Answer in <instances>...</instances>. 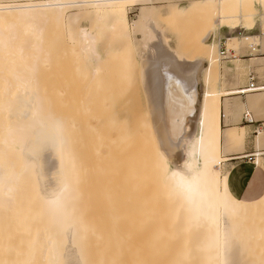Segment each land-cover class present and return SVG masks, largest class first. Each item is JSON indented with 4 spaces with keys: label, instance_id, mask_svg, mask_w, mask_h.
Wrapping results in <instances>:
<instances>
[{
    "label": "rangeland",
    "instance_id": "374dc122",
    "mask_svg": "<svg viewBox=\"0 0 264 264\" xmlns=\"http://www.w3.org/2000/svg\"><path fill=\"white\" fill-rule=\"evenodd\" d=\"M45 1L48 0H32V4ZM202 1L205 2L206 0H155L145 5L134 1L127 3L125 6L129 24L128 29H126L128 30L127 34L121 30L123 27L119 28L113 20L105 18L95 20L86 14H80L77 9L66 10L60 20H36V23L43 26L45 31V36L40 45L51 53L50 59L38 68L40 70H36V72L32 69L35 72L34 75L39 73L40 77L37 75L39 82L31 73L32 71H28V74L32 77L27 76L31 78L33 87L38 86L36 88L38 90L37 94L40 95L39 97L42 96L41 99L44 100H41V103L49 106L48 110L46 109L47 112H45L47 115L45 124L49 127L50 135L53 136L55 148L53 187L55 189L62 184L68 186V216L63 234H52V236L50 234L49 237L50 232H47L46 227L44 228L42 227L44 225H42L40 227L44 228L47 233V235L44 233L46 237L42 235L41 230L43 229L38 225L45 224V222L42 219L44 218L43 214L39 210L37 195L34 194L35 179L32 175L31 177L30 175L28 177L23 175L25 177L22 176L19 181L21 184L18 182L20 191L18 190L19 193L17 194L23 198L18 199L16 197V203L20 204L17 206V208L20 207L18 213L24 218L23 223L22 217L19 220L23 225L20 226V222H18V225L14 223L18 220H13L16 218L11 220L14 221L13 223L16 226H20L22 230L19 229L21 232L18 229L15 230L12 222L9 223L11 227L7 226L9 230L12 228V232L15 230L16 236L18 232L23 236H17L19 238L16 239V237H13L14 234L12 236V233L4 228L11 235V240H8L13 241L15 238L14 242L17 244L9 242L12 244V246H9V243H5L8 242L6 236L9 234L2 229L7 225L2 226L6 223V217L4 216V219L2 217L7 214L9 216L10 212L5 213L8 207L5 210L3 209L5 211L3 214L0 211L3 220L0 224V232L1 229L2 232H5L4 238L0 239L2 242L4 241L3 250L5 251L2 250V252L8 256L2 254L8 258L5 257L8 262L3 256H0V264H5V261L7 264L9 262L11 264H192L189 262L193 259L188 257L187 263L185 260L183 262L185 256L182 248H184V244L180 240L178 231L174 232L176 228L171 225L172 219L170 218L168 205L163 206V202L167 203L166 199L164 201L163 199L159 200L164 198L162 185L158 186L161 184L160 179L156 174H153L155 172L153 152L156 147H160L165 141L161 139L160 124L154 122V109L152 108L156 103L155 97L158 92L156 78L159 76L156 71L159 58L154 52V47L160 45L165 56L170 59L171 64L173 62L172 65L177 66V70L171 72V74L173 73L170 76L171 78H178L174 73L179 71L181 73L189 72L195 62L201 58V54L197 51L199 48L196 49L199 40L204 36L203 34L213 28L211 22L219 16L216 10L213 12L202 8L199 5ZM17 2L25 4L23 1ZM17 2L12 3V5H20ZM253 6L255 15L248 17L245 14H250L253 8L252 5L249 3L246 5L243 3L239 7L238 5L237 7L231 5L232 11H236L238 8L239 10L242 8L244 12L248 11L242 14L243 16L236 22V27L232 30L219 28V24H216L215 26L218 27L217 30L214 27L216 34L212 31V38L210 37L207 40V44L215 45L214 48L217 45L215 51L217 50L216 55H218L217 70L210 72L207 87L211 92L218 95L219 100L223 95V91L218 90L220 80L224 83L225 78L229 76L237 82L240 81L242 75L245 76L239 62L241 57L248 60L249 77L254 79L257 86L264 87V7L258 3H254ZM143 7L149 8L152 14L142 24H138V16ZM229 9L230 7L227 8V11L231 12V9ZM10 27L19 31L21 24L16 20L0 22L1 32L6 33ZM82 30L94 37V41L90 42V45L94 48L93 53L92 51L91 54L89 53L90 55L93 54L91 58H88L87 54L85 56L81 51L80 46H84L80 38V31ZM229 37L232 45L227 41ZM17 41L19 42V39ZM222 47L227 51L226 58H221L219 55ZM12 60L19 62L18 58L15 59V57ZM49 61L52 64H49ZM226 67H232V71L225 72ZM2 71L0 69V78L2 79H0L2 81V84L0 82V88H3V85L5 86L3 81L10 82L7 77L9 74L12 75L6 73V77L5 72L2 73ZM14 78L15 76L12 77V80ZM244 84L246 87L249 81L246 80ZM143 85L150 90L152 96L151 109H148L140 99L138 91L142 90ZM39 88L42 90L40 91ZM3 92L5 91H0V95H6ZM245 96L248 100L247 112L249 114L247 119L264 120V91L248 92ZM113 100L130 104V108L124 110L127 111V115L130 114L137 121L133 125L136 128L137 147L136 207H134V201L131 198V207L126 211H90L87 203L93 202L95 197L88 195L84 198L85 209L81 208L80 200L77 199L75 204L77 211H72L71 176L72 172L75 173L81 170V164L76 167L75 165L72 166L71 158L72 156L81 158L82 155L85 157L91 154L93 157L97 155L95 147L90 148L84 143V151H81V146L75 147L74 145L72 148V142L80 143L81 131L87 128H96L97 131L100 127L106 129L111 127V124L106 123L103 117L113 115V108L106 106L112 105ZM245 112L246 110H243V113ZM241 137L242 143L231 147L228 153H242L244 151V132ZM84 140V142L91 140L95 145L99 139L95 132V134H85ZM249 141H252L254 145V154L264 153V126H257L256 133H249ZM142 151H145V154H142ZM225 155L226 153L221 154L223 161ZM67 159L69 161L68 166L66 164ZM258 159L260 166H264V154L259 156ZM253 160L256 162L255 157ZM146 161L148 163H145ZM87 162L86 159L84 167L85 165L88 166ZM219 167L220 165L214 167L218 175ZM95 172L97 173L98 169L94 167ZM156 181L158 184L155 183ZM159 188H161V194ZM252 196L246 200V204L251 206L239 213L232 221L228 217L224 222L225 240L227 241L224 264H264V193L258 190ZM159 202L162 204L159 205ZM10 206L7 209L8 211L10 208H15L16 204L13 205L15 207ZM18 213L15 215L18 216ZM72 215L75 217L73 220H71ZM24 224H26L27 230L25 228V231H28L27 233L23 230ZM48 229H50V226ZM22 231L24 234H22ZM2 232L0 237L3 234ZM67 232H69V235H66ZM38 234L44 236V238ZM51 237L53 242L51 245L48 243L50 246H46V240ZM231 237L233 241L229 242ZM18 239L21 241H18ZM174 239L178 241H174ZM42 240H44V243H42ZM0 245L2 246V244ZM46 247L49 249L46 250ZM12 248L19 249V252H13L14 249ZM21 249L23 250L21 251ZM9 252H12L11 255ZM14 253H16V261L18 262L9 258V255L11 257ZM179 254L183 257H180ZM194 262L193 264H198V261L195 260Z\"/></svg>",
    "mask_w": 264,
    "mask_h": 264
},
{
    "label": "bare ground",
    "instance_id": "6f19581e",
    "mask_svg": "<svg viewBox=\"0 0 264 264\" xmlns=\"http://www.w3.org/2000/svg\"><path fill=\"white\" fill-rule=\"evenodd\" d=\"M17 1H23L25 4H20ZM133 1L145 5L150 1L155 0H48L37 4H32V0H0V22L16 20L21 24L19 31L14 30L13 27V29L10 27L6 33L0 31V69L3 70L5 74L11 73L12 77L15 76L12 80L10 74L8 77L6 74V77L10 82L7 83V80L3 81L5 86L3 85V88H0L1 92L5 91L3 93H6V95H0V99L2 98L0 100V211L3 214L5 208L8 207L7 209H9L10 205L13 206L16 204V207L13 206L15 208H10L9 211L6 209L5 213L7 214V212H10L9 216H7V214L2 217V214H0V224H2V218L4 219L6 217V223L2 224V226L7 225L2 227L3 231L7 232L9 230L7 226L11 227V225H9L10 222L18 225V222L21 221L19 219H21L22 216L18 213V208L20 209V207L17 208L20 204L16 203V199L23 198L22 196L17 195L20 191V187L18 186L20 183L19 181L22 179L23 175H27V177L28 175H30V177L32 175L35 179L34 194L37 195L39 210L42 212L44 217L42 219H44L46 224H40L38 227L44 225L42 227H46V231L50 232L48 234L49 237L50 234L51 236L52 234H63L66 229L69 188L65 184L59 185L55 189L53 187L55 148L53 136L50 135L49 127L45 124L47 121V115L45 112H47L49 106L41 103L44 100L41 99L42 96L39 97L40 95L37 94L38 90L36 88L38 86H36V88L33 87L34 85H31V78L27 76L29 75L28 71H32V69H34L33 71L40 70L38 68L41 67L40 65H42V63L50 59L51 53L48 49H45L40 45L45 36V31L43 26H39V24L36 23V20H60L66 10L77 9L80 14H86L95 20H101L103 18L113 20L119 28L123 27L121 30L127 34L128 30L126 29H128L127 27L129 24L125 6L127 3ZM14 2H17L20 5H12ZM243 3H245V5L249 3L253 7L250 14H245V16L248 17H253L255 15L254 3H258L264 7V0H206L205 2L202 1V3H199L204 9L213 12L216 10L219 16L212 20L211 24L213 25V28H211L212 30L210 29L211 32L209 31L206 34H203L204 36L197 44L198 47L196 49L199 48L197 51L201 54V58H199L190 68L189 72L184 75V77L190 81L194 79V77H199L203 89L196 121L193 118L195 125H193V129H191L193 122L189 121L190 123H187V127L186 125L184 126V134L180 132L178 135L180 136L179 139L174 136L175 134H171L170 136L173 137H170L169 139L166 138L163 145L156 147L153 152L154 156H152L154 157L153 168L156 172L153 174H156V176L159 177V182L161 184L158 186L162 185V194L164 195V198H160L159 200L163 199L164 201V199H166L167 201V203L163 202L165 204H163V206L165 207L168 205L170 210V213H168L172 219L171 225L176 228L174 232L176 233L178 231L177 233L181 239L178 238L184 244L182 251L185 257H183V255L181 256L183 257V262L186 261V263L188 258H191L193 260L189 263L192 264L195 263V260L198 261V264H224V254L227 245V241L225 240V220L229 217V220L232 221V219L239 215V213L251 206L246 204V200L258 190H261L264 193V166H260L258 159L259 156L264 153L253 154L252 158H256V162H254L255 171L242 199H236V197L230 193L226 177H220L217 174V171L214 170V167L220 165L221 161H223L221 151L228 153L231 147L234 145H240L242 143L241 135L243 132L242 129L225 130L223 134L220 132V100L218 99V95L211 92L207 87L210 72L212 70H217L218 55H216L217 50L215 51L217 45L214 48L215 45H210L209 42V44H207V40L210 37L212 38L211 34L213 33L212 31L215 32L214 27H216V24H219V28L229 30L236 27V22L241 19L243 16L242 14L248 10L244 12L242 11V8L241 10L238 8V10L232 11L233 9H231V5H234L235 7L238 5L239 7V5ZM229 7L231 12L227 11V8ZM151 14L152 11H150L149 8H141L137 23L142 24ZM217 28L218 27H216V30ZM80 38L84 43L83 47L80 46L82 48L81 51H83L84 55H88L85 56L91 58L93 54H90L91 51L93 53L94 48L90 45V42L94 37H91V34L82 30L80 31ZM17 39L21 42H16ZM227 41L232 45L230 37L227 38ZM154 52L159 58L156 71L158 74L160 73V75L156 78V85L159 92L158 97H160L161 91L163 92V87H165H161L162 75L165 76L164 74L166 73L176 71L177 66L175 65L174 67V65H172L174 64L173 62L171 64L170 59L165 56L160 45L154 47ZM14 57L15 59L18 58V63L12 60ZM49 64H52V62L49 61ZM33 71L31 73L34 75L35 72ZM229 71H232V67L225 68V72ZM37 75H39V73L34 75L36 80ZM184 77L181 76L180 79H185ZM163 79L162 84H165L163 83ZM165 79L166 80L164 81L167 82L166 86L169 87V91L168 88L165 87L169 92L167 93L166 91L169 97L168 99L174 97L179 103L182 105L184 104L185 113L182 118L184 121L188 120V117L192 118L194 114L192 106L196 100L194 92L195 88L193 90L192 86H190L192 82H188L190 84H188V86H190L188 87L190 88L188 90L186 87H183L185 83L182 84L179 89L171 82V79L168 76ZM0 82L2 84V81ZM193 84L194 83H192V85ZM165 88L164 90H166ZM258 91H264V87ZM164 96L167 97L165 94L162 99H165ZM174 126L176 125H171L169 122L168 128L170 132H172L171 129H173V133H175V131L177 132V130L174 129ZM179 130L182 129L178 128V131ZM144 152L145 151H142V154ZM12 156L16 157L12 158ZM145 163L148 162L146 161ZM172 173H177V175L173 176ZM25 176H23V178ZM155 183H157V181ZM159 189L161 194V188ZM160 203L161 202H159V205ZM11 211L14 212L12 213ZM17 213L18 216L15 215ZM8 217L12 218L10 219ZM7 218L10 219V221H8ZM12 219L14 221L18 220L17 222H14L11 221ZM23 219L24 218L22 217V223L24 221ZM14 225L13 227H15V230H22L20 226L23 224H21V222L20 226ZM25 226L26 224H24L23 227L24 231L25 228L27 230V227ZM49 226L50 229L47 230ZM4 228H7L8 230H4ZM44 228H42L43 230H40L42 235L45 236L44 233H46V231ZM15 230L12 232V228H10L9 232L12 233V236L14 234L13 237H16L17 239L21 234L18 232L19 235L17 234V236L19 237H17ZM21 230L19 231L21 232ZM5 232H2L3 234L0 239L4 238ZM9 232L7 233L9 234ZM25 232L27 233L28 231ZM22 234H24L23 231ZM40 234L38 235L44 238V236H41ZM8 236H6V240H11V235L9 238ZM14 239L13 241L8 240V242L5 243L13 242V244L16 245L17 243L14 242ZM39 239L41 240V238ZM176 240L177 239H174V241ZM18 241L21 240L18 239ZM230 241H233L232 237L229 239V242ZM3 242L0 240V244H2V246L0 245V256H7V254L2 252L4 247ZM46 242L47 244L45 245L50 246L53 242V238H48ZM42 243H44V240H42ZM9 246H12V244ZM42 247H44V245H42ZM12 249H14L13 252H19V249ZM23 249H21V251ZM48 249L49 248L46 247V250ZM10 253L12 252H9V254ZM16 253H14V255ZM10 255V259L17 260L16 255L11 257ZM7 262L5 261V264H7ZM8 264H11V262Z\"/></svg>",
    "mask_w": 264,
    "mask_h": 264
},
{
    "label": "crops",
    "instance_id": "0c3cea01",
    "mask_svg": "<svg viewBox=\"0 0 264 264\" xmlns=\"http://www.w3.org/2000/svg\"><path fill=\"white\" fill-rule=\"evenodd\" d=\"M244 58L245 57H241L239 61L242 65V70L244 71L245 76L242 75L240 81L237 82H235L232 77L227 76L223 81L224 83H222L221 80L219 81L218 86V90L223 91V95H221L219 101L221 134H223L225 130L230 129H243L245 134L243 145L244 151L242 153H226L225 159L219 167V175L221 177H226L228 189L230 193L236 197V199L243 198L255 171L254 160L249 159L250 157H253L255 151L252 141H249V133L253 134L256 127H262L264 122V120L259 119L256 121L252 120V124H249L244 118L245 114H249L247 112L248 100L245 95L243 96L237 93L245 87L244 82L246 80L247 82L249 81L250 73L248 60ZM174 74H176L178 78H171L170 76L173 75V73H166L164 74L165 76L161 74V87L165 86L169 91V87L166 86L167 82L164 81L168 76L171 79V82L179 89L184 83L185 84L183 87H186L188 90L190 89L188 88L190 86H192L193 90L195 88L194 92L196 95V100L192 106L194 114L192 118L188 117V120L184 121L182 119L185 113L184 104L182 105L179 103L174 97L168 99L169 97L167 93L169 92L165 87H163V92L161 91L160 97H158L159 92H157L155 97L156 103L154 106H152V108L154 109V122L160 124L159 132L161 139L163 140L166 138L169 139L170 137L172 138L173 136H170L171 134H175L174 136L179 139L180 136L178 135L180 132L184 134V126L186 125L187 127V123L193 122V118L196 121V115L199 110L201 93L203 90L199 77H194L195 80L192 79L190 81L184 77V75L187 73H181L179 71L178 73ZM158 75H160V73ZM181 76H183L185 79L181 80ZM162 79L163 83L165 84H162ZM188 82H192L194 84L192 85L191 83L190 85ZM188 84L190 86H188ZM164 88L166 90H164ZM138 92L140 94V99H142V103L148 107V109H151L152 96L150 90L147 89V86L145 87L143 85L142 90ZM162 94H166L167 97L164 96L165 99H162ZM111 104L112 105L106 106H111L113 108V115L103 117L105 118L106 123L111 124V127L108 129L100 127L97 129V131L96 128H87L86 130L81 131L82 138L80 143L72 142V148L74 145L75 147L81 146V151H84V143H86V146H89L90 148L95 147L97 151L96 157H93L91 154L87 157L82 155L81 158H74L73 156L71 158L72 166L75 165L76 167L81 164V170L75 173L72 172L71 176L72 211H77V207L75 206L77 199L80 200L81 208L85 209L86 203H84V198L88 195L95 197L93 202L87 203L90 211H126L129 207H131V198L132 201H134V207H136L137 147L136 128H134L135 126L133 125H135L137 121L136 119L132 118L130 114L127 115V111L124 110L126 108H130L131 106L127 102L113 100ZM243 110H246V112L243 113ZM151 121L153 122V120ZM169 122L171 125H176L174 126V129L177 130V132L175 131V133H173V129H171L172 132H170L168 128ZM193 123L191 129H193L192 127L195 125V122ZM178 128H181L182 130L178 131ZM95 132L97 133V137L99 139L95 145L91 140L84 142L85 134L88 133L90 135L92 133L95 134ZM221 154H224L223 151H221ZM86 159L88 160V166L85 165L84 167ZM66 164L68 166V159ZM94 167L98 169L97 173H94ZM73 219H75V217L72 215L71 220ZM66 235H69V232H67Z\"/></svg>",
    "mask_w": 264,
    "mask_h": 264
},
{
    "label": "built area",
    "instance_id": "2783aa9c",
    "mask_svg": "<svg viewBox=\"0 0 264 264\" xmlns=\"http://www.w3.org/2000/svg\"><path fill=\"white\" fill-rule=\"evenodd\" d=\"M226 53H227V51L225 49H223V47L220 48L219 55H220L221 58H226L225 57L226 56ZM262 88L263 87L260 88L259 86H257V84L255 83V81H254V79L252 77H249V84L245 88L241 89L239 91V94L245 95L248 92H257L258 90H260ZM247 117H248V114H245V116H244L245 120L249 124H252V120H248ZM263 126H264V122H263ZM254 133H256V129H255V132ZM249 159H253V158L250 157Z\"/></svg>",
    "mask_w": 264,
    "mask_h": 264
},
{
    "label": "snow or ice",
    "instance_id": "6c2138e0",
    "mask_svg": "<svg viewBox=\"0 0 264 264\" xmlns=\"http://www.w3.org/2000/svg\"><path fill=\"white\" fill-rule=\"evenodd\" d=\"M173 176L177 175V173H172Z\"/></svg>",
    "mask_w": 264,
    "mask_h": 264
}]
</instances>
